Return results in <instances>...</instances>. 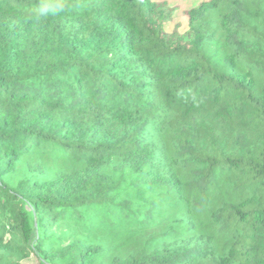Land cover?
Returning <instances> with one entry per match:
<instances>
[{
  "label": "trees",
  "instance_id": "trees-1",
  "mask_svg": "<svg viewBox=\"0 0 264 264\" xmlns=\"http://www.w3.org/2000/svg\"><path fill=\"white\" fill-rule=\"evenodd\" d=\"M0 0V264H264V0Z\"/></svg>",
  "mask_w": 264,
  "mask_h": 264
},
{
  "label": "rangeland",
  "instance_id": "rangeland-1",
  "mask_svg": "<svg viewBox=\"0 0 264 264\" xmlns=\"http://www.w3.org/2000/svg\"><path fill=\"white\" fill-rule=\"evenodd\" d=\"M174 7V15L169 23V30L177 28L179 31L186 30L187 17L186 11L193 5L197 4L200 0H166ZM29 264H33V260L26 261Z\"/></svg>",
  "mask_w": 264,
  "mask_h": 264
}]
</instances>
